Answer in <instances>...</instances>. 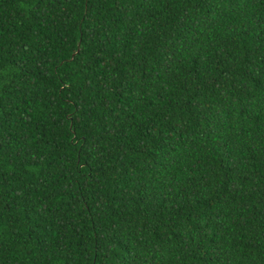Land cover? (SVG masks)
Returning <instances> with one entry per match:
<instances>
[{
	"label": "trees",
	"instance_id": "16d2710c",
	"mask_svg": "<svg viewBox=\"0 0 264 264\" xmlns=\"http://www.w3.org/2000/svg\"><path fill=\"white\" fill-rule=\"evenodd\" d=\"M0 240H264V0H0ZM0 264H264V241H0Z\"/></svg>",
	"mask_w": 264,
	"mask_h": 264
}]
</instances>
